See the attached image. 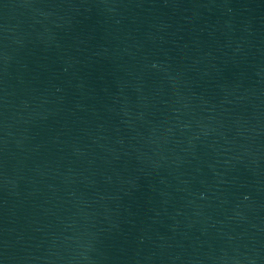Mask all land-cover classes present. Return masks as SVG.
<instances>
[{"label": "water", "instance_id": "obj_1", "mask_svg": "<svg viewBox=\"0 0 264 264\" xmlns=\"http://www.w3.org/2000/svg\"><path fill=\"white\" fill-rule=\"evenodd\" d=\"M0 264H264V0H0Z\"/></svg>", "mask_w": 264, "mask_h": 264}]
</instances>
